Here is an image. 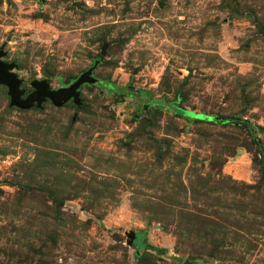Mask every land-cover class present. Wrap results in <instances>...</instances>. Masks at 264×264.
I'll use <instances>...</instances> for the list:
<instances>
[{
    "label": "rangeland",
    "instance_id": "obj_1",
    "mask_svg": "<svg viewBox=\"0 0 264 264\" xmlns=\"http://www.w3.org/2000/svg\"><path fill=\"white\" fill-rule=\"evenodd\" d=\"M2 41L25 91L100 83L0 85V264H264V0H0Z\"/></svg>",
    "mask_w": 264,
    "mask_h": 264
},
{
    "label": "water",
    "instance_id": "obj_2",
    "mask_svg": "<svg viewBox=\"0 0 264 264\" xmlns=\"http://www.w3.org/2000/svg\"><path fill=\"white\" fill-rule=\"evenodd\" d=\"M43 1V0H39ZM100 54H103V48L100 50ZM98 64V60H94L93 63L85 70L75 77L70 83L65 86H59L56 88H50L46 81L47 73L43 72L40 79H31L29 81L32 90L28 92L23 98V90L19 89L20 80L16 78L13 72L8 71L13 67L12 63L5 64L3 69H0V84H3L7 88V95L9 97L8 106H14L18 109H29L33 104L39 108L41 103L48 99L53 106L60 107L67 101H71L72 104L78 106L80 104L79 99V87L83 84H95L97 78L92 75V71ZM146 122L144 118H140L138 121L139 129ZM128 242L132 243L135 238V234L132 232L126 233ZM186 264V263H184Z\"/></svg>",
    "mask_w": 264,
    "mask_h": 264
},
{
    "label": "flooded vegetation",
    "instance_id": "obj_3",
    "mask_svg": "<svg viewBox=\"0 0 264 264\" xmlns=\"http://www.w3.org/2000/svg\"><path fill=\"white\" fill-rule=\"evenodd\" d=\"M34 1H36L38 4L39 3H41V2H43V1H39V0H34ZM5 43H7V41H2V42H0V69H3L4 67H5V64H8V63H12L13 64V67L11 68V69H8V71H10V72H13L15 75H16V73L14 72V69H15V63L13 62V61H11V60H8L6 57H7V50H6V48H5ZM95 60V59H94ZM93 60V61H94ZM96 60H98V59H96ZM93 63V62H92ZM42 77V75L40 76V77H34V76H31V77H29L28 78V80H27V83L29 84V81L31 80V79H40ZM16 78H18L19 80H20V84H19V89H22L23 90V94L21 95V98H23L28 92H30L31 90H32V87H31V89H29V90H27V91H25V89H23V88H21L20 87V85H21V83H22V79L20 78V77H18L17 75H16ZM46 81H47V77H46ZM100 82H99V80L97 79V83H95V84H99ZM0 85H2V86H4L5 87V89H6V91H7V88H6V86L5 85H3V84H0ZM30 85V84H29ZM84 85V84H83ZM48 86H49V84H48ZM50 87V86H49ZM50 88H53V87H50ZM56 88V87H55ZM6 95H7V93H6ZM7 97H8V95H7ZM46 100H48V99H45L44 101H46ZM43 101V102H44ZM49 101V100H48ZM70 101V100H69ZM8 102H9V97H8ZM42 102V103H43ZM50 102V101H49ZM68 102V101H67ZM41 103V104H42ZM51 103V102H50ZM52 104V103H51ZM10 107V106H9ZM11 107H14V106H11ZM31 107H35L34 106V104L31 106ZM30 107V108H31ZM40 107H41V105H40ZM16 108V107H15ZM29 108V109H30ZM35 108H37V107H35ZM18 109V108H17ZM20 110H22V109H20ZM23 110H27V109H23Z\"/></svg>",
    "mask_w": 264,
    "mask_h": 264
},
{
    "label": "trees",
    "instance_id": "obj_4",
    "mask_svg": "<svg viewBox=\"0 0 264 264\" xmlns=\"http://www.w3.org/2000/svg\"><path fill=\"white\" fill-rule=\"evenodd\" d=\"M170 108V107H169ZM171 109V108H170ZM171 110H174L175 111V109H171ZM175 112H177V111H175ZM195 120H201L200 118H195ZM232 120L233 121H231V122H242L243 120H239V119H233L232 118ZM259 179L260 180H263L264 179V169H263V167H261L260 168V170H259ZM57 204H60L61 203V200L59 199V200H57V202H56ZM154 250L155 251H159V252H164V249L163 248H154Z\"/></svg>",
    "mask_w": 264,
    "mask_h": 264
}]
</instances>
